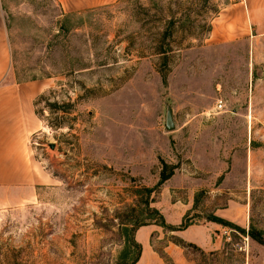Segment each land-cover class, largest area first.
Here are the masks:
<instances>
[{"label": "rangeland", "instance_id": "1", "mask_svg": "<svg viewBox=\"0 0 264 264\" xmlns=\"http://www.w3.org/2000/svg\"><path fill=\"white\" fill-rule=\"evenodd\" d=\"M243 1L0 0L5 83L39 85L30 179L0 187V264H264V30ZM48 90L38 107L57 101L70 129L35 113ZM163 162L177 166L151 194L163 223L135 224L134 190L155 187Z\"/></svg>", "mask_w": 264, "mask_h": 264}, {"label": "crops", "instance_id": "2", "mask_svg": "<svg viewBox=\"0 0 264 264\" xmlns=\"http://www.w3.org/2000/svg\"><path fill=\"white\" fill-rule=\"evenodd\" d=\"M115 0H60L65 11H79L101 3ZM246 12L258 15L264 30V0H244ZM242 2L233 5L241 7ZM9 74V51L5 26L0 16V187H22L30 179L29 156L27 153V130L30 96L39 85H28L27 89H12L5 83ZM30 89L29 91H26ZM30 101V102H29ZM30 103V104H29ZM186 238V237H185ZM187 240H192L187 237Z\"/></svg>", "mask_w": 264, "mask_h": 264}, {"label": "trees", "instance_id": "3", "mask_svg": "<svg viewBox=\"0 0 264 264\" xmlns=\"http://www.w3.org/2000/svg\"><path fill=\"white\" fill-rule=\"evenodd\" d=\"M172 24V23H171ZM210 30V27H207V31ZM173 30L170 29L169 25H164L162 30H159L155 34V46H154V53L158 54L160 56V63L165 66L167 65V57L168 53L172 50L171 48V40ZM166 69L164 71L162 70V74L166 75ZM45 76H48L45 74ZM54 90H48L47 92H44L37 96V98L34 100V106H35V113L40 117L43 118L46 125L53 129H58L62 127H67L68 129L71 128V126H67L66 123H64V119L62 115H57L58 111L55 110L59 108V104L57 101H54L52 103H47V109L49 111V114L45 117L43 115V108H39L38 105L42 101L48 100V95L51 94ZM47 102V101H46ZM71 103H68L66 105H70ZM56 107V108H53ZM64 113L69 112L68 110L63 109ZM177 166L173 164H167L165 162L162 163L161 169L159 172V179L155 185V187L147 188V187H139L134 190V194L137 196L134 199V206L132 207V210L136 212V215L134 216V223L135 224H143L148 218H150L151 214L156 215V220H160L161 223H163L161 215H159L158 211L154 208H150V204L154 201V196H151L152 192L157 193L160 185L167 180L173 173ZM189 223H182L178 229L186 228ZM256 239L262 243H264V237L260 234L255 235ZM175 244H177L180 247H185V245L191 244L190 242H186L182 238H176L173 240ZM227 243H224V246ZM140 257V256H139ZM137 256L134 261H137L139 259ZM165 264H174L172 261L170 263Z\"/></svg>", "mask_w": 264, "mask_h": 264}, {"label": "water", "instance_id": "4", "mask_svg": "<svg viewBox=\"0 0 264 264\" xmlns=\"http://www.w3.org/2000/svg\"><path fill=\"white\" fill-rule=\"evenodd\" d=\"M174 127V123H173V119H172V109L170 106H167V111H166V128L168 130L173 129ZM54 145L51 144V147H53Z\"/></svg>", "mask_w": 264, "mask_h": 264}, {"label": "built area", "instance_id": "5", "mask_svg": "<svg viewBox=\"0 0 264 264\" xmlns=\"http://www.w3.org/2000/svg\"><path fill=\"white\" fill-rule=\"evenodd\" d=\"M222 107H223L222 100H218L217 103H216L215 108H217L218 110H220Z\"/></svg>", "mask_w": 264, "mask_h": 264}]
</instances>
